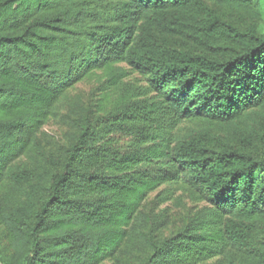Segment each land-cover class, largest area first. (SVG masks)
<instances>
[{
  "label": "trees",
  "instance_id": "obj_1",
  "mask_svg": "<svg viewBox=\"0 0 264 264\" xmlns=\"http://www.w3.org/2000/svg\"><path fill=\"white\" fill-rule=\"evenodd\" d=\"M165 184L202 204L169 238L143 210ZM214 259L264 264V0H0V264Z\"/></svg>",
  "mask_w": 264,
  "mask_h": 264
},
{
  "label": "rangeland",
  "instance_id": "obj_2",
  "mask_svg": "<svg viewBox=\"0 0 264 264\" xmlns=\"http://www.w3.org/2000/svg\"><path fill=\"white\" fill-rule=\"evenodd\" d=\"M119 69L126 72L124 82H132L138 84L141 81V77L138 73L133 71L129 66L125 64L118 65ZM107 80L106 73L103 71H97L78 83L67 94V100L60 105V114L55 119L48 121L41 129V137L46 146L52 144H59L66 140L70 131L71 122L67 115L73 111L70 103H76L83 106L84 109H93L97 104L102 102L105 90L108 87L105 84ZM168 185H163L156 192L152 193L146 203L143 210L147 214H151L154 217L165 218L167 220L166 227L161 232V237L169 238L177 233L187 222L190 216L195 211L202 207V204L193 197L191 191H186L184 185L175 186L174 195L171 201L161 203L157 198L158 193L161 190H166ZM216 260L209 261L203 264H214Z\"/></svg>",
  "mask_w": 264,
  "mask_h": 264
}]
</instances>
